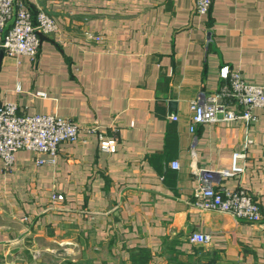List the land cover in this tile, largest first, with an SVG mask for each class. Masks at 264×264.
I'll return each instance as SVG.
<instances>
[{
	"label": "crops",
	"instance_id": "1",
	"mask_svg": "<svg viewBox=\"0 0 264 264\" xmlns=\"http://www.w3.org/2000/svg\"><path fill=\"white\" fill-rule=\"evenodd\" d=\"M21 1L59 29L42 35L35 59L7 55L0 34V106L70 118L81 132L43 164L30 150L10 169L0 158V264H133L143 252L201 250L212 264H264V108L247 125L194 131L190 108L226 84V67L264 86V0H213L204 15L194 0ZM237 151L243 173L216 188L251 193L258 222L195 206L196 170L232 169ZM193 232L211 242L191 243Z\"/></svg>",
	"mask_w": 264,
	"mask_h": 264
},
{
	"label": "built area",
	"instance_id": "2",
	"mask_svg": "<svg viewBox=\"0 0 264 264\" xmlns=\"http://www.w3.org/2000/svg\"><path fill=\"white\" fill-rule=\"evenodd\" d=\"M212 3L213 0H194L196 13L207 14ZM58 29L56 19L46 11L40 10L34 14L21 0H0V34L5 32L1 46L7 55H26L35 59L41 47V34H53ZM96 39L100 40L101 37L97 36ZM221 77L227 81L226 84L217 91L203 93L199 100L191 103V130L206 123L241 121L247 125L257 120L254 108H264V86L250 83L240 71L228 67L223 68ZM171 118L177 120L178 116L172 115ZM80 132L79 125L70 118L20 113L18 104L14 102L0 106V158L9 169L14 165L19 150L32 151L37 163L43 164L47 161L43 154H56L61 143L75 142ZM102 148L114 150L115 140L103 141ZM242 156H245L242 152L234 153L232 169L196 170L200 199L195 206L198 209L230 213L237 219L249 222L262 219L261 207L251 193L244 189L216 188L215 182L219 176L243 173L244 168L237 162ZM172 166L178 168L179 163L174 161ZM57 197L63 198L62 195ZM189 241L209 244L211 235L193 232Z\"/></svg>",
	"mask_w": 264,
	"mask_h": 264
},
{
	"label": "rangeland",
	"instance_id": "3",
	"mask_svg": "<svg viewBox=\"0 0 264 264\" xmlns=\"http://www.w3.org/2000/svg\"><path fill=\"white\" fill-rule=\"evenodd\" d=\"M166 256L167 257L163 259L146 257L141 260L139 258V260H135L133 264H212L214 261L213 256L210 253H206L204 250L196 252L193 256L177 255V257L173 258L170 257L171 253L166 254Z\"/></svg>",
	"mask_w": 264,
	"mask_h": 264
},
{
	"label": "trees",
	"instance_id": "4",
	"mask_svg": "<svg viewBox=\"0 0 264 264\" xmlns=\"http://www.w3.org/2000/svg\"><path fill=\"white\" fill-rule=\"evenodd\" d=\"M143 253H145V254H143V255H139L138 257H134V261L135 260H139V258L142 260L143 258L145 259L146 257H149L150 258V256L148 255V252H143Z\"/></svg>",
	"mask_w": 264,
	"mask_h": 264
},
{
	"label": "water",
	"instance_id": "5",
	"mask_svg": "<svg viewBox=\"0 0 264 264\" xmlns=\"http://www.w3.org/2000/svg\"><path fill=\"white\" fill-rule=\"evenodd\" d=\"M41 37H42V34H41Z\"/></svg>",
	"mask_w": 264,
	"mask_h": 264
}]
</instances>
